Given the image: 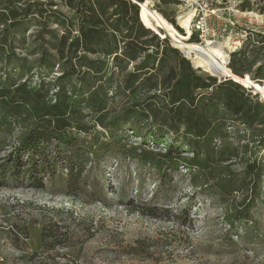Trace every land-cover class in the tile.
Wrapping results in <instances>:
<instances>
[{"label": "trees", "instance_id": "obj_1", "mask_svg": "<svg viewBox=\"0 0 264 264\" xmlns=\"http://www.w3.org/2000/svg\"><path fill=\"white\" fill-rule=\"evenodd\" d=\"M60 1L76 13L78 33L74 36L71 20L53 0H0V65L15 64L12 70L20 72L19 80L7 74L0 85V132L11 133L18 126L29 125L0 164L4 183L8 178L37 179L43 187V179H59L67 194L76 196L86 188L89 156L97 158L98 150L106 145L100 134L93 132L96 128L113 137L130 125L141 138L142 129L150 126L159 132L183 133L192 154L185 158L183 152L172 148L165 153L142 149L138 154L134 149L143 162L155 167L161 184L168 171L186 167L193 188L218 190L231 228L246 222L264 180L262 161L245 159L253 148L264 150L262 96L253 95V88L244 87L243 82L230 78L219 82L195 69L169 37L162 39L147 28L151 18L146 20L137 6L145 0ZM248 6L245 3L243 7ZM53 18L64 29L58 44H53L58 31L47 26ZM37 19L42 27L35 37L38 46L21 56L18 47L26 38L18 40L19 34ZM166 27L172 30L170 24ZM189 47L194 57L205 59H194V64L204 65L208 72L214 74L217 67L224 77H248L264 86L263 33L250 31L242 45L230 53L229 70L225 71L212 64L214 57L204 53L201 45ZM181 49L192 60V53ZM32 55L37 58L35 65L29 66ZM37 67L62 70L53 94L48 87L33 90L27 81L20 82ZM230 129L238 133V144L218 146ZM236 162L243 165L239 184L230 167ZM244 192L247 195L242 200H230L235 193ZM146 211L142 213L159 217L157 207ZM51 238L44 231L47 249H52Z\"/></svg>", "mask_w": 264, "mask_h": 264}, {"label": "rangeland", "instance_id": "obj_2", "mask_svg": "<svg viewBox=\"0 0 264 264\" xmlns=\"http://www.w3.org/2000/svg\"><path fill=\"white\" fill-rule=\"evenodd\" d=\"M53 1L71 20L74 36L78 33L75 11L60 0ZM202 1L208 6L195 5L193 0H145L138 4L143 17L151 18L147 28L152 26L149 29L162 39L169 37L174 47L190 51L195 69L210 74L204 65L193 62L205 59L194 57L189 46L202 45L204 53L214 57L212 64L219 66L217 59L222 56L220 63L229 70L230 53L242 45L249 32L264 34V0ZM245 3L249 6L244 8ZM203 13L207 15L205 34L196 28ZM39 22L40 19L30 21L19 34L18 40L26 38V43L18 47L21 56H27L38 46L35 37L42 29ZM168 24L172 26L170 31ZM47 26L58 31V39L53 43L58 44L64 29L55 18ZM46 38L52 39L50 34ZM206 42L210 47L204 46ZM28 58L29 66L35 65L37 57ZM14 65H0V85L7 74L19 80L20 72L12 70ZM61 71L57 67H37L20 82L27 81L33 90L48 87L53 94ZM214 75L222 77L221 81L228 79L217 67ZM233 79L253 88V95L264 96V86L248 77L233 75ZM28 127L0 132V164ZM93 132H98L106 145L98 150L97 158L89 156L86 188L78 190L76 196L67 194L59 179H43L44 186L40 187L37 179L8 178L5 184L0 177V264H264V180L251 217L231 228L217 189L193 188L190 171L183 166L168 171L161 184L155 167H149L133 153L134 149L138 154L142 149L165 153L172 148L191 158L183 133L169 134L145 126L141 131L144 137L140 138L130 130V125L113 137L99 128ZM237 134L230 129L218 146L237 145ZM245 159H257L264 164V150L253 148ZM230 167L239 184L242 163ZM246 195L235 193L230 200L234 197L240 201ZM154 207L160 210L158 218L142 213ZM44 231L52 236V249H47L42 240Z\"/></svg>", "mask_w": 264, "mask_h": 264}, {"label": "built area", "instance_id": "obj_3", "mask_svg": "<svg viewBox=\"0 0 264 264\" xmlns=\"http://www.w3.org/2000/svg\"><path fill=\"white\" fill-rule=\"evenodd\" d=\"M193 3H195V5H198V6H202V5H205V7H207L208 5L206 3H204L202 0H193ZM212 13H215V10L212 11ZM207 15L206 13H203L199 22H198V25H197V29L198 31L201 32V34H205V27L207 25V19H206Z\"/></svg>", "mask_w": 264, "mask_h": 264}, {"label": "water", "instance_id": "obj_4", "mask_svg": "<svg viewBox=\"0 0 264 264\" xmlns=\"http://www.w3.org/2000/svg\"><path fill=\"white\" fill-rule=\"evenodd\" d=\"M137 6L138 7H140V5L137 3ZM140 20H141V15H140ZM142 21V20H141ZM149 29V28H148ZM173 39V38H172ZM173 41L176 43V44H179V42H176L174 39H173ZM177 48V47H176ZM177 49H179V48H177ZM180 51H181V53L184 55V57L186 58V59H188V60H190L191 61V59H190V57H188L184 52H183V50L180 48L179 49ZM210 74L213 76V77H216V78H218L219 79V82H221V78L222 77H217V76H215L214 74H212L211 72H210ZM233 75V74H232ZM235 76V75H234ZM228 78H230V79H232L233 81H235L231 76H228ZM236 82V81H235ZM239 83V82H238ZM254 86V85H253ZM255 87V86H254ZM262 98H263V100H264V96H262Z\"/></svg>", "mask_w": 264, "mask_h": 264}, {"label": "bare ground", "instance_id": "obj_5", "mask_svg": "<svg viewBox=\"0 0 264 264\" xmlns=\"http://www.w3.org/2000/svg\"><path fill=\"white\" fill-rule=\"evenodd\" d=\"M140 15H141V14H140ZM255 15H256V14H255ZM226 44H227V43H226ZM209 45H210V44H208L207 42H206V44H204V46H206V47H210ZM201 46H202V45H201ZM183 52H184V51H183ZM184 53H185V52H184ZM185 54H186V53H185ZM186 55H187V54H186ZM187 56H188V55H187ZM188 57H189V56H188ZM218 57H219V56H218ZM218 57H217V58H218ZM190 59H191V58H190ZM220 59H222V56H220V58L217 59V62L219 63L220 69L225 71V70H226V67H225L222 63H220Z\"/></svg>", "mask_w": 264, "mask_h": 264}]
</instances>
